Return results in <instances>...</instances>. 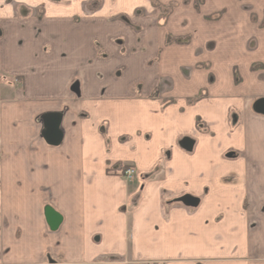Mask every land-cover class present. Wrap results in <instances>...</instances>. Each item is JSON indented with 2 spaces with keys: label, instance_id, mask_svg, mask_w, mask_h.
<instances>
[{
  "label": "crops",
  "instance_id": "crops-1",
  "mask_svg": "<svg viewBox=\"0 0 264 264\" xmlns=\"http://www.w3.org/2000/svg\"><path fill=\"white\" fill-rule=\"evenodd\" d=\"M261 100L264 0H0V264H264Z\"/></svg>",
  "mask_w": 264,
  "mask_h": 264
},
{
  "label": "water",
  "instance_id": "water-1",
  "mask_svg": "<svg viewBox=\"0 0 264 264\" xmlns=\"http://www.w3.org/2000/svg\"><path fill=\"white\" fill-rule=\"evenodd\" d=\"M254 111L259 113V114H263L264 115V100L258 101L255 106H254ZM52 135L53 137H57L55 139L56 142H59V138H60V133L57 132L56 130L54 131V128L50 129L48 131V135ZM183 204L186 206H190V207H195V205L197 204V201L193 198L190 197H186L185 199L182 200Z\"/></svg>",
  "mask_w": 264,
  "mask_h": 264
},
{
  "label": "built area",
  "instance_id": "built-area-1",
  "mask_svg": "<svg viewBox=\"0 0 264 264\" xmlns=\"http://www.w3.org/2000/svg\"><path fill=\"white\" fill-rule=\"evenodd\" d=\"M135 174V170L131 167H124L121 171V175L126 181H131Z\"/></svg>",
  "mask_w": 264,
  "mask_h": 264
},
{
  "label": "trees",
  "instance_id": "trees-1",
  "mask_svg": "<svg viewBox=\"0 0 264 264\" xmlns=\"http://www.w3.org/2000/svg\"><path fill=\"white\" fill-rule=\"evenodd\" d=\"M165 10V15H168L170 13V7H167Z\"/></svg>",
  "mask_w": 264,
  "mask_h": 264
},
{
  "label": "rangeland",
  "instance_id": "rangeland-1",
  "mask_svg": "<svg viewBox=\"0 0 264 264\" xmlns=\"http://www.w3.org/2000/svg\"><path fill=\"white\" fill-rule=\"evenodd\" d=\"M161 15H163V16H164V15H165V11H163ZM135 173H136V172H135Z\"/></svg>",
  "mask_w": 264,
  "mask_h": 264
}]
</instances>
